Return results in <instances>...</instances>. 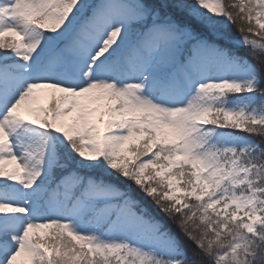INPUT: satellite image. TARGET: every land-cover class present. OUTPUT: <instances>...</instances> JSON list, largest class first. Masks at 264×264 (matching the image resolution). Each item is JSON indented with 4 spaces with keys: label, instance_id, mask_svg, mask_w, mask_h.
I'll list each match as a JSON object with an SVG mask.
<instances>
[{
    "label": "snow or ice",
    "instance_id": "obj_1",
    "mask_svg": "<svg viewBox=\"0 0 264 264\" xmlns=\"http://www.w3.org/2000/svg\"><path fill=\"white\" fill-rule=\"evenodd\" d=\"M0 264H264V0H0Z\"/></svg>",
    "mask_w": 264,
    "mask_h": 264
},
{
    "label": "trees",
    "instance_id": "obj_2",
    "mask_svg": "<svg viewBox=\"0 0 264 264\" xmlns=\"http://www.w3.org/2000/svg\"><path fill=\"white\" fill-rule=\"evenodd\" d=\"M232 33H233V35H238V33L236 32L235 28L232 29Z\"/></svg>",
    "mask_w": 264,
    "mask_h": 264
}]
</instances>
